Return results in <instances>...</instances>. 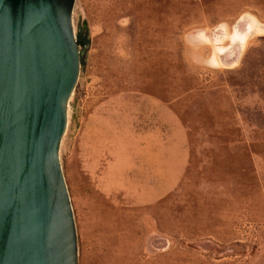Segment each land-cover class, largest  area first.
Here are the masks:
<instances>
[{
  "label": "rangeland",
  "instance_id": "1",
  "mask_svg": "<svg viewBox=\"0 0 264 264\" xmlns=\"http://www.w3.org/2000/svg\"><path fill=\"white\" fill-rule=\"evenodd\" d=\"M72 20L88 45L59 157L78 264H264V0H75ZM167 110L189 163L148 203L124 168Z\"/></svg>",
  "mask_w": 264,
  "mask_h": 264
},
{
  "label": "water",
  "instance_id": "2",
  "mask_svg": "<svg viewBox=\"0 0 264 264\" xmlns=\"http://www.w3.org/2000/svg\"><path fill=\"white\" fill-rule=\"evenodd\" d=\"M74 4L0 0V264H78L59 157L87 48Z\"/></svg>",
  "mask_w": 264,
  "mask_h": 264
},
{
  "label": "crops",
  "instance_id": "3",
  "mask_svg": "<svg viewBox=\"0 0 264 264\" xmlns=\"http://www.w3.org/2000/svg\"><path fill=\"white\" fill-rule=\"evenodd\" d=\"M162 114H166L165 121L169 124L160 123L158 131L149 133L147 147L141 149L140 155L135 153L133 163H127L124 168L125 175L127 171L133 172L135 186L140 181V187L148 190V203L159 202L169 196L181 182L189 163L187 135L184 133L181 140L175 141L173 114L168 110ZM131 164L132 170L129 169Z\"/></svg>",
  "mask_w": 264,
  "mask_h": 264
},
{
  "label": "bare ground",
  "instance_id": "4",
  "mask_svg": "<svg viewBox=\"0 0 264 264\" xmlns=\"http://www.w3.org/2000/svg\"><path fill=\"white\" fill-rule=\"evenodd\" d=\"M246 20V19H245ZM252 22H248V30L249 29H253L255 27V23L253 22V20L251 19ZM237 31V30H236ZM234 32L231 36V41L232 42H236V41H240V42H243L245 37H246V34L244 35H241V34H238L237 32Z\"/></svg>",
  "mask_w": 264,
  "mask_h": 264
},
{
  "label": "trees",
  "instance_id": "5",
  "mask_svg": "<svg viewBox=\"0 0 264 264\" xmlns=\"http://www.w3.org/2000/svg\"><path fill=\"white\" fill-rule=\"evenodd\" d=\"M76 41H77V44H78L79 47L84 48L85 46L88 45V40H87V38L85 36H83L82 31H79L76 34Z\"/></svg>",
  "mask_w": 264,
  "mask_h": 264
}]
</instances>
